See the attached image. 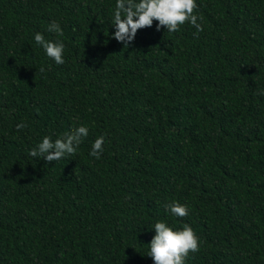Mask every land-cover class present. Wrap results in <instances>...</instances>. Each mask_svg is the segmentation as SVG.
Instances as JSON below:
<instances>
[{
	"label": "trees",
	"instance_id": "16d2710c",
	"mask_svg": "<svg viewBox=\"0 0 264 264\" xmlns=\"http://www.w3.org/2000/svg\"><path fill=\"white\" fill-rule=\"evenodd\" d=\"M196 3L203 31L124 47L116 0H0V264H153L157 222L199 237L185 264H264V0ZM82 125L75 155H29Z\"/></svg>",
	"mask_w": 264,
	"mask_h": 264
},
{
	"label": "clouds",
	"instance_id": "9594fccd",
	"mask_svg": "<svg viewBox=\"0 0 264 264\" xmlns=\"http://www.w3.org/2000/svg\"><path fill=\"white\" fill-rule=\"evenodd\" d=\"M197 7L196 0H116L112 22L115 32L112 38L128 47L134 41L137 31L152 27L154 21L158 22L157 31L164 28L169 33H175L185 23H190L197 32L203 31L201 23H198L202 17L194 14ZM47 30L62 35V29L55 21L49 24ZM34 39L56 64L65 62L63 57L65 45L61 41L46 40L39 32L35 34ZM16 127L20 130L27 125L20 123ZM88 132L89 129L82 125L71 132H65L55 141L45 136L42 142L30 150L29 155L47 162L73 156L83 138L88 136ZM104 141L105 137L101 135L93 142L90 152L92 157L100 158L104 151ZM166 207L173 216L183 218L188 215L187 205L179 202L174 201ZM154 231L155 235L148 244L147 254L153 260V264H185L190 253L199 251V237L187 224L179 230H173L165 222H157Z\"/></svg>",
	"mask_w": 264,
	"mask_h": 264
}]
</instances>
